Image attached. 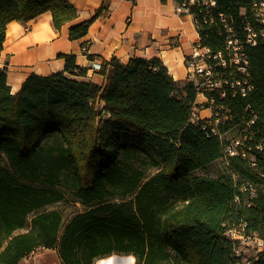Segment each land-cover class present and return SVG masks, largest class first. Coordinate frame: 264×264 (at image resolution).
I'll return each instance as SVG.
<instances>
[{
  "label": "trees",
  "instance_id": "16d2710c",
  "mask_svg": "<svg viewBox=\"0 0 264 264\" xmlns=\"http://www.w3.org/2000/svg\"><path fill=\"white\" fill-rule=\"evenodd\" d=\"M107 1L69 26L68 38L83 37ZM254 1L215 0L210 14L188 5L203 45L224 49L222 13L248 59L244 94L229 84L206 93L225 108L214 127L190 121L197 87L173 79L156 57L103 60L98 84L75 78L85 69L75 54L59 53L62 70L30 73L15 92L0 68V264H18L38 247L55 249L61 264H95L111 253L131 254L135 264H264V247L242 262L228 233L264 242V37L247 44L243 29L247 21L264 28ZM43 11L56 30L77 16L69 0H0V52L7 23ZM227 71L231 81L243 78ZM217 160L227 169L207 173ZM65 193L90 208L63 224L46 207Z\"/></svg>",
  "mask_w": 264,
  "mask_h": 264
},
{
  "label": "crops",
  "instance_id": "0c3cea01",
  "mask_svg": "<svg viewBox=\"0 0 264 264\" xmlns=\"http://www.w3.org/2000/svg\"><path fill=\"white\" fill-rule=\"evenodd\" d=\"M77 16L59 30L52 26L50 11H43L27 22L7 23L0 52V68L6 67L7 83L12 92L30 73L49 74L63 69L59 53L75 54V63L85 69L77 79L101 84L103 76L97 65L115 57L127 62L131 57L158 58L173 79L184 82V58L199 34L193 15L176 11L174 0H108V9L89 25L80 39L68 38L69 26L90 18L103 0H69ZM206 101L197 93L195 103ZM200 118H208L210 109L199 108Z\"/></svg>",
  "mask_w": 264,
  "mask_h": 264
},
{
  "label": "built area",
  "instance_id": "2783aa9c",
  "mask_svg": "<svg viewBox=\"0 0 264 264\" xmlns=\"http://www.w3.org/2000/svg\"><path fill=\"white\" fill-rule=\"evenodd\" d=\"M192 3H197L206 14H210L209 8L215 4V0H183L178 4L177 10L183 13L189 9L188 5ZM253 8L254 19L256 21H263L264 26V0H255ZM224 16L222 13L219 14L223 29L221 32L224 34V49L212 50L209 46L203 45L199 40L191 45V52L185 60L187 78L194 82L198 93L206 97L205 102L197 105L195 103L192 104L189 118L192 123H197V120L200 119L197 107H208L210 109L211 114L208 117V124L210 126L212 123L217 125L224 118V116L221 117L220 110H225V108L222 105L216 107L213 96H208L206 93L212 92L215 89H221L224 84L238 85L241 94H244L246 90L251 88L248 80L244 77L247 71L248 59L243 49L242 41L236 35L229 20ZM243 29L245 34L244 42L247 44L255 43L258 35L264 37V28H262V34H254L252 24L249 21L245 22ZM96 67L99 68V65ZM229 67L234 68L243 78H236L232 81L228 79L225 75L228 76L230 73V71H227ZM220 95L223 96L224 91H221ZM98 108L101 109V106ZM102 115H105V113L102 112ZM211 129L215 132V128ZM238 143L239 140L229 143L227 146L229 154L236 153L235 146Z\"/></svg>",
  "mask_w": 264,
  "mask_h": 264
},
{
  "label": "rangeland",
  "instance_id": "374dc122",
  "mask_svg": "<svg viewBox=\"0 0 264 264\" xmlns=\"http://www.w3.org/2000/svg\"><path fill=\"white\" fill-rule=\"evenodd\" d=\"M178 4L179 3H176L175 9L177 12L182 13V11L177 10ZM185 12H189V9ZM199 40L200 39H198V41ZM185 60H186V58H184V65H185ZM185 68H186V66H185ZM186 72H187V68H186ZM186 77H187V73H186ZM195 104L197 105V103H195ZM204 106H205V104H204ZM197 112H198V109H197ZM233 134L234 133H230V134L227 133L228 137H230ZM3 163L6 164L5 159H3ZM225 169H227L225 162L223 160H217V161H214L208 165L206 172L210 173L211 175H216V174L224 171ZM154 171H155L154 168H148L146 174L151 175L152 173H154ZM199 172H203V171H199ZM51 208L58 209L61 212V214L63 216L62 219H63V224H64L74 214H76L78 212L85 211V210L89 209L90 207L87 204L79 202V200L77 198H75L73 195H71L69 193H65V197L63 200H61L59 202H55V203L46 207V209H51ZM30 217H31V215H29L27 218L26 227H28V225H29ZM24 230L20 229L19 231L24 232ZM228 233L232 238L239 240L236 252H237V255H239L240 260L242 262L246 261L250 257L255 256L256 253L258 251L262 250L264 247V242L258 235L257 236H255V235L247 236V238H245L244 236L239 235L235 229H232ZM122 259L125 260L127 262V264H135L136 263L135 258L131 254L111 253L108 256L96 258L95 264H104L106 262H109V260L117 261V260H122ZM18 264H61V263H60V260L58 258V255H57V252L55 249H53V248L52 249H46V248H42V247L39 248L38 247L35 251L24 256L19 261Z\"/></svg>",
  "mask_w": 264,
  "mask_h": 264
},
{
  "label": "bare ground",
  "instance_id": "6f19581e",
  "mask_svg": "<svg viewBox=\"0 0 264 264\" xmlns=\"http://www.w3.org/2000/svg\"><path fill=\"white\" fill-rule=\"evenodd\" d=\"M257 22H259L263 26V21H257ZM252 28H253L254 34H262V29H260L258 31L253 26H252ZM107 264H127V262L125 260H123V259L122 260H117V261H115V260H109V262H107Z\"/></svg>",
  "mask_w": 264,
  "mask_h": 264
},
{
  "label": "water",
  "instance_id": "95a60500",
  "mask_svg": "<svg viewBox=\"0 0 264 264\" xmlns=\"http://www.w3.org/2000/svg\"><path fill=\"white\" fill-rule=\"evenodd\" d=\"M104 264H107V262H106V263H104Z\"/></svg>",
  "mask_w": 264,
  "mask_h": 264
}]
</instances>
